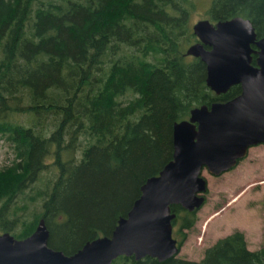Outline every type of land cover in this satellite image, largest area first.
Here are the masks:
<instances>
[{
  "label": "trees",
  "instance_id": "16d2710c",
  "mask_svg": "<svg viewBox=\"0 0 264 264\" xmlns=\"http://www.w3.org/2000/svg\"><path fill=\"white\" fill-rule=\"evenodd\" d=\"M196 3L0 0V139L14 152L0 166V231L25 237L43 217L49 244L66 253L110 234L147 177L171 159L173 123L196 105L240 92L234 84L216 94L205 63L185 54L197 40ZM206 13L210 20L248 16L264 33V0H210ZM49 167L45 187L32 185ZM20 194L41 208L20 218L10 211ZM171 210L181 245L197 209ZM111 264H264V247L250 249L234 229L198 260L119 255Z\"/></svg>",
  "mask_w": 264,
  "mask_h": 264
},
{
  "label": "water",
  "instance_id": "95a60500",
  "mask_svg": "<svg viewBox=\"0 0 264 264\" xmlns=\"http://www.w3.org/2000/svg\"><path fill=\"white\" fill-rule=\"evenodd\" d=\"M192 30L198 40L188 44L185 54L205 63L207 86L220 94L239 84L240 92L196 105L173 123L171 159L147 177L110 234L66 253L49 244V228L40 217L25 237L0 231V264H111L119 255L159 260L177 255L171 205L198 209L208 188L204 168L219 175L237 165L251 146L264 144V33L258 37L252 21L240 15L215 22L199 18Z\"/></svg>",
  "mask_w": 264,
  "mask_h": 264
},
{
  "label": "rangeland",
  "instance_id": "374dc122",
  "mask_svg": "<svg viewBox=\"0 0 264 264\" xmlns=\"http://www.w3.org/2000/svg\"><path fill=\"white\" fill-rule=\"evenodd\" d=\"M196 2L191 12V23L206 17L210 0ZM13 158L14 152L9 142L0 139V166L9 164ZM51 161L52 158L48 160ZM202 174L208 185L205 202L196 210V222L187 230V238L180 245L177 256L198 260L207 246L234 229L244 232L250 249L264 247V144L251 146L248 154L237 165L219 175L209 173L206 168ZM53 175L52 167L44 169L32 185L45 187L46 180ZM30 192L27 189V193ZM26 198L20 194L11 205L10 211L15 210L14 213L20 218L30 217V211L41 208V202L31 204L33 202ZM20 204H27L28 209L22 211L18 207Z\"/></svg>",
  "mask_w": 264,
  "mask_h": 264
},
{
  "label": "flooded vegetation",
  "instance_id": "af4514ba",
  "mask_svg": "<svg viewBox=\"0 0 264 264\" xmlns=\"http://www.w3.org/2000/svg\"><path fill=\"white\" fill-rule=\"evenodd\" d=\"M240 16H242V15H240ZM233 17V16H232ZM243 17H247V18H249L251 21H252V19L250 18V17H248V16H243ZM203 18H208V17H203ZM209 19V18H208ZM225 19V18H224ZM216 20H218V19H216ZM216 20H211L212 22H215ZM196 21V20H195ZM194 21V22H195ZM193 24V23H192ZM192 24H191V27H192ZM252 24H253V21H252ZM254 25V24H253ZM254 27H255V25H254ZM256 30V29H255ZM193 31V30H192ZM257 36L259 37V36H261V35H258V33H257ZM197 38V37H196ZM197 40H198V38H197ZM196 41V40H195ZM194 42V41H193ZM221 94V93H220ZM235 96V95H234ZM229 99V98H228ZM227 100V99H226ZM221 101H225V100H221Z\"/></svg>",
  "mask_w": 264,
  "mask_h": 264
}]
</instances>
